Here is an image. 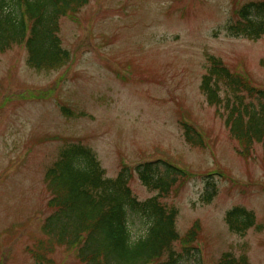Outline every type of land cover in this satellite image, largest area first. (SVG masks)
I'll return each instance as SVG.
<instances>
[{
    "label": "rangeland",
    "instance_id": "obj_1",
    "mask_svg": "<svg viewBox=\"0 0 264 264\" xmlns=\"http://www.w3.org/2000/svg\"><path fill=\"white\" fill-rule=\"evenodd\" d=\"M251 2L264 0H91L61 21L68 67L36 71L24 46L0 57V264H80L75 251L43 232L52 197L46 172L79 142L109 178L122 165L163 160L181 167L188 178L162 200L178 210L179 233L201 226L206 264L226 252L264 264V144L242 147L227 110L208 104L201 90L216 57L264 91V37L228 30ZM184 123L203 146L187 141ZM131 188L140 201L156 195L136 175ZM235 208L253 213L255 227L231 231L226 217Z\"/></svg>",
    "mask_w": 264,
    "mask_h": 264
},
{
    "label": "trees",
    "instance_id": "obj_2",
    "mask_svg": "<svg viewBox=\"0 0 264 264\" xmlns=\"http://www.w3.org/2000/svg\"><path fill=\"white\" fill-rule=\"evenodd\" d=\"M90 2L0 0V57L24 46L28 65L36 71L68 67L72 55L61 41V21L76 16ZM236 13L238 20L229 26L230 34L250 40L264 37V2L248 3ZM261 64L264 66V58ZM201 90L208 104L223 105L227 110L226 123L242 147L250 152L254 143L264 144V91L252 87L216 57H209ZM245 96L257 100V105L247 102ZM64 113L72 115L66 109ZM182 126L189 143L203 146L193 127ZM135 175L156 195L145 201L137 199L131 188ZM188 176L187 171L158 160L123 165L117 177L110 179L91 148L80 142L70 144L46 172L52 197L43 232L58 246L75 251L80 264H206L198 246L201 226L195 223L181 235L178 210L162 201ZM136 218L141 223L137 236L132 231ZM255 220L253 213L239 208L226 217L236 233L255 227ZM216 264L250 263L226 252Z\"/></svg>",
    "mask_w": 264,
    "mask_h": 264
}]
</instances>
